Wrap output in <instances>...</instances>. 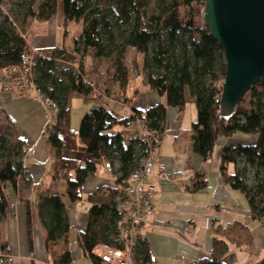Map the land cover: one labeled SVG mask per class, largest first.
<instances>
[{
    "label": "trees",
    "instance_id": "obj_1",
    "mask_svg": "<svg viewBox=\"0 0 264 264\" xmlns=\"http://www.w3.org/2000/svg\"><path fill=\"white\" fill-rule=\"evenodd\" d=\"M150 1L40 0L33 10L36 0H31L29 15L38 21H49L61 9L64 32L70 24L83 20L72 52L64 47H52L44 51L48 53L47 56H41L43 52L36 56V83L45 99L58 106L55 121L46 132L47 141L55 151L52 180L65 182L69 202L82 201V187L88 178L96 174L101 165L100 157L105 155L113 164L118 162L119 171L123 174L119 185L126 187L124 179L137 167L140 158V154H136V142L131 137L128 144H124L126 132L132 133L126 128V121L135 116L145 117L151 129L163 135L167 108L182 107L185 103L184 93L188 89L197 108V118L192 123L193 152L206 161L217 155L218 170L224 182L245 197L252 218L264 226V78L245 93L232 117H221L219 105L222 86L216 82L223 83L226 74L223 52L209 30L203 23L198 26L195 18L198 13L195 5L204 8L205 0H156L157 13L153 14H149ZM105 8L113 13L116 22L130 26L121 35L120 43L116 44L113 24L105 15ZM89 49L94 51L96 57H113L115 71L112 81L117 85L124 106H131V99L125 95L129 84L126 65L129 49L135 50L136 60L140 58L147 83L164 98V102L145 110H132L133 113L128 116H120L106 105H96L83 113L77 130H74L69 98L73 93L89 95L94 89L83 77ZM30 51V46L15 25L9 23L0 26V68L21 63L24 53ZM76 57L77 70L64 73L63 80L58 79L55 62L71 63ZM249 92L253 93L249 110H244L245 97ZM237 134L250 136L252 142H231L218 146L220 140L231 139ZM4 141L1 138V142ZM80 147L84 148L85 157L82 160L63 156L64 151H76ZM8 150V160H0V224L5 220L8 206L3 186L9 182L16 187L24 170L21 158L12 160L16 146ZM240 158L255 169L252 186L237 170L229 172V167L236 166ZM207 184L203 170H197L188 186L196 192L204 190ZM110 189L113 195L116 194L117 188ZM19 199L25 206L27 244L32 254L35 211L30 198L20 195ZM36 214L45 230L43 241L47 263L73 264L69 250L72 227L64 199L55 194L40 196ZM88 216L87 227L77 233L76 240L83 255L93 264H106L92 254V250L97 244L110 243L106 241L111 234L109 231L117 232L120 214L116 203H95L90 207ZM133 252L135 264H151L145 242L139 240ZM29 263L36 264L32 260ZM196 264L225 263L212 256L201 258ZM255 264H264V258Z\"/></svg>",
    "mask_w": 264,
    "mask_h": 264
},
{
    "label": "crops",
    "instance_id": "obj_2",
    "mask_svg": "<svg viewBox=\"0 0 264 264\" xmlns=\"http://www.w3.org/2000/svg\"><path fill=\"white\" fill-rule=\"evenodd\" d=\"M69 29L64 32L61 26L53 29L49 25L47 31H44L45 28L36 29L32 41L23 37L30 48L43 52L41 56L45 57L48 53L44 51L52 47H64L72 52L73 42L81 31L71 35ZM17 30L19 31L18 28ZM49 33L55 39L57 34L60 35L58 44L49 42ZM20 34L22 35L21 32ZM53 37L51 41H54ZM91 53L92 55L87 52L93 57V73L88 75L85 62L83 77L94 89L101 92L100 97L95 100L103 103L98 105H106L117 114L123 111L124 116H128L133 113L132 110H145L164 102V98L148 83L144 90L139 88L140 82H147L140 78L142 70L133 76L129 71V84L125 95L131 99V106H124L119 101L117 85L112 81L115 65L111 67L107 64L111 58L96 57L94 51ZM138 59L137 63H140V58ZM75 94L77 93L71 95ZM184 99L182 107H168L166 110L164 133L153 154L155 165L147 179V182L154 183L158 188L152 200L154 215L151 222L142 228L134 246L139 240L145 242L151 264H196L201 258L212 256L221 259L225 264H255L264 258V226L252 218L245 197L224 182L218 170L217 155L206 161L193 152L192 123L196 121L197 108L188 89L185 90ZM80 107L85 108V105ZM90 108L86 107L83 113ZM1 117L12 130V143L16 142L23 152L21 160L28 172L19 176L16 187H8V206L5 220L0 224V241H5L12 247L13 252L19 256L18 262L27 261L31 255L27 244L25 206L19 199L20 195H24L32 201L35 211L34 227L37 226L39 234L35 233L34 236L35 262L45 263V230L38 221L36 206L40 196L55 194L64 199L72 227L69 250L73 264H93L83 255L76 240L77 233L86 229L88 211L93 204L116 203L114 196L108 198L100 193L102 188H115L116 184L105 173L101 164L96 174L88 178L82 187L83 200L69 202L65 182L52 180L55 151L47 141L46 132L54 123L56 113L46 110L32 95L3 92L0 83ZM72 128L77 130L73 127V120ZM130 135L126 132L124 144H128ZM231 142L250 143L252 138L237 134L231 139L220 140L218 146ZM63 156L82 160L85 157L84 148L66 150ZM234 168L231 165L229 172L235 171ZM197 170H203L208 184L204 190L194 192L188 184Z\"/></svg>",
    "mask_w": 264,
    "mask_h": 264
},
{
    "label": "built area",
    "instance_id": "obj_3",
    "mask_svg": "<svg viewBox=\"0 0 264 264\" xmlns=\"http://www.w3.org/2000/svg\"><path fill=\"white\" fill-rule=\"evenodd\" d=\"M38 55H40L39 51L31 48L30 52L24 53L21 63L0 68L1 87L6 93H35L46 108L57 113V104L46 100L36 83L38 67L36 56ZM218 85L222 86L223 83L220 82ZM91 95L96 99L101 95V92L93 89ZM125 126L131 130L130 137L136 142V154H140L137 167L130 171L124 179L126 187L119 185L123 177L122 172L119 171V164H113L105 155L100 157L105 173L117 188L114 195L107 187L102 188L100 193L108 198L114 196L116 208L120 214L114 243H100L92 250V254L106 264H135L133 247L142 228L151 222L154 215L152 200L158 191L157 186L147 182V179L155 165L153 154L160 145L162 133L151 129L148 119L140 116L127 120ZM27 172V169L23 170L24 174ZM10 185L9 182H6L3 186L4 196L7 199L9 198L8 187ZM29 258L36 261L34 253ZM18 260L19 256L13 252L12 247L7 242L4 244L3 241H0V264H18Z\"/></svg>",
    "mask_w": 264,
    "mask_h": 264
},
{
    "label": "water",
    "instance_id": "obj_4",
    "mask_svg": "<svg viewBox=\"0 0 264 264\" xmlns=\"http://www.w3.org/2000/svg\"><path fill=\"white\" fill-rule=\"evenodd\" d=\"M203 25L224 56L220 115L233 116L241 98L264 78V0H205Z\"/></svg>",
    "mask_w": 264,
    "mask_h": 264
},
{
    "label": "rangeland",
    "instance_id": "obj_5",
    "mask_svg": "<svg viewBox=\"0 0 264 264\" xmlns=\"http://www.w3.org/2000/svg\"><path fill=\"white\" fill-rule=\"evenodd\" d=\"M40 2V0H36L34 6H32L31 0H0V26H7L9 23H12L13 25H15L19 31L22 33V36H24L25 38H28L29 40L33 39L34 37V31L36 29H40V28H45L44 31H47V28L49 25H51V28L53 29H58L61 24H62V14H61V9L59 10L58 14L53 17L52 19H50L47 22H42V21H38L36 20L34 17H32L31 15H29V8L32 6L33 10L36 9L38 3ZM195 8L197 9L198 13L195 16L196 21H197V25L200 26L203 23V6L202 5H195ZM157 4H156V0H151L150 1V5H149V14H153V13H157ZM105 15L108 17V19L111 21V23L113 24V35L115 37L116 40V44L121 41V35L123 34V32L127 31L130 26L129 25H124V23L121 22H116L113 13L108 9L105 8L103 9ZM117 24H121L120 26H118ZM71 28L69 29V33H71V35L73 34H77L78 32H80L82 30V26H83V20H79L77 22L72 23V25H70ZM39 37V36H37ZM53 36L49 34H47V38L49 39V42L51 43H56L58 44L59 40H60V35L57 34V37L54 41H51ZM70 37V36H69ZM103 38L106 39V36L103 35ZM87 52H89L91 55L93 52L91 49H89ZM86 52V64H87V73L88 75H92L93 71V57L90 56V54H87ZM127 55H129L126 58V65L128 68V71H130L131 75L133 76L134 74H137V72H140L141 70L143 71V73L140 75V78H144L146 79V75H145V71L144 68L142 66V63H137V55L135 53V51H130L127 53ZM113 58V57H112ZM111 58V60H108L107 64H110V66H114L113 64V59ZM55 69H56V76L59 79H64L63 75L64 73H74V71L77 70L78 67V58H75V61H72L71 64H63L60 61H56L55 62ZM107 70V69H106ZM108 72V70H107ZM130 81L132 84V77L130 76ZM217 84L218 81L216 82ZM147 86V82H140L139 84V88H141L142 90L145 89V87ZM2 88V87H1ZM99 90V89H97ZM4 92V91H3ZM9 94H15V95H32L35 98H37L39 101V97L35 94V93H29V94H16V93H9ZM74 94V93H73ZM252 92H249L246 97H245V103L243 105L244 110H249V102L252 99ZM79 95V96H76ZM72 96V95H71ZM100 96H98L99 98ZM96 98V99H98ZM119 100V99H118ZM116 101V100H115ZM120 101V100H119ZM41 102V101H40ZM121 102V101H120ZM78 103H80V106L85 105V108H89L92 106H96L99 103H103V102H99L98 100L96 101L91 93L89 95H81V94H75L72 97L69 98V107L72 110V120H73V127L74 128H78V123L81 121V117H82V113L84 111L85 108L80 107L78 105ZM42 104V103H41ZM44 107L45 105L42 104ZM46 108V107H45ZM46 110L55 113L53 110H49L48 108H46ZM126 110V109H125ZM125 112H118V114L120 116H124ZM1 138H4L5 141L1 142ZM14 140V138H12V130L9 128L8 124L4 121V119L1 117L0 118V160L1 161H7L8 160V149L13 146L16 145V150L14 152V154H12V160L14 161H18L21 157H22V150L20 148V146L17 147L16 142L12 143V141ZM4 144V145H2ZM19 154V156H18ZM118 162H116L115 164H117ZM235 170H237L241 176L243 177V179L250 185L252 186L254 183V172L255 169L253 167H250L244 158H240L238 160L237 165L234 168ZM155 196V195H154ZM153 196V198H154ZM39 235L38 234V228L37 226L34 227V236ZM110 236L109 238L106 240L107 242L110 243H114V239L116 238L117 232H110L109 231ZM108 233V234H109ZM47 256V255H46ZM28 260H30V258L28 257ZM19 261L18 264H30V261ZM36 264H48V257H47V261L45 263H41V262H35Z\"/></svg>",
    "mask_w": 264,
    "mask_h": 264
}]
</instances>
